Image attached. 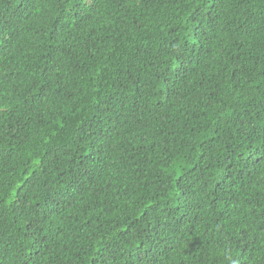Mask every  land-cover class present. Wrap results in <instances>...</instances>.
<instances>
[{"label":"trees","instance_id":"trees-1","mask_svg":"<svg viewBox=\"0 0 264 264\" xmlns=\"http://www.w3.org/2000/svg\"><path fill=\"white\" fill-rule=\"evenodd\" d=\"M262 126L264 0H0V264H264Z\"/></svg>","mask_w":264,"mask_h":264},{"label":"snow or ice","instance_id":"snow-or-ice-1","mask_svg":"<svg viewBox=\"0 0 264 264\" xmlns=\"http://www.w3.org/2000/svg\"><path fill=\"white\" fill-rule=\"evenodd\" d=\"M87 3H88L89 5H92V4L95 3V0H87ZM160 54H161L162 56H165V55H173V53H171V52H169V51H162ZM246 135H249V134H246ZM254 135H255V133L250 134V135H249V139H251L252 136H254ZM261 142L264 143V126H262V131H261ZM32 230H33V233H35V232H38V231H42V228H40V227L37 225V226H35ZM37 264H38V261H37ZM139 264H143V258H141Z\"/></svg>","mask_w":264,"mask_h":264}]
</instances>
